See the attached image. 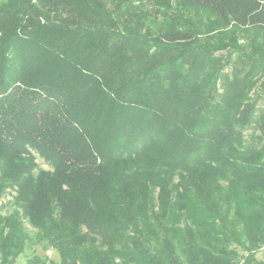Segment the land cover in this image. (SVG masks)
Instances as JSON below:
<instances>
[{"label": "trees", "instance_id": "trees-1", "mask_svg": "<svg viewBox=\"0 0 264 264\" xmlns=\"http://www.w3.org/2000/svg\"><path fill=\"white\" fill-rule=\"evenodd\" d=\"M38 245L264 264V0H0V264Z\"/></svg>", "mask_w": 264, "mask_h": 264}, {"label": "rangeland", "instance_id": "rangeland-1", "mask_svg": "<svg viewBox=\"0 0 264 264\" xmlns=\"http://www.w3.org/2000/svg\"><path fill=\"white\" fill-rule=\"evenodd\" d=\"M39 165L42 168L48 169L49 166L43 162L41 158H38ZM11 200V195L6 196L2 203L4 204L3 212H8L11 210V206L9 205L8 201ZM27 227L31 232L35 231L33 227H31L28 223H26ZM33 254L39 255V256H48L54 261H59V255L58 253L53 249L44 250L40 245L33 246L31 249H27L25 253H23L19 258L17 259L15 264H28V259L32 257Z\"/></svg>", "mask_w": 264, "mask_h": 264}]
</instances>
